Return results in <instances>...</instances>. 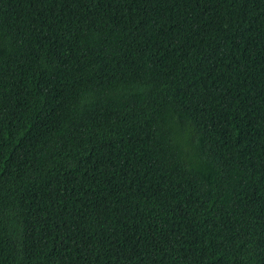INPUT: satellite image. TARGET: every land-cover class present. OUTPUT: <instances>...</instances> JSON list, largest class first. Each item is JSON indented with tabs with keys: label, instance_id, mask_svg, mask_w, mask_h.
<instances>
[{
	"label": "trees",
	"instance_id": "16d2710c",
	"mask_svg": "<svg viewBox=\"0 0 264 264\" xmlns=\"http://www.w3.org/2000/svg\"><path fill=\"white\" fill-rule=\"evenodd\" d=\"M0 264H264V0H0Z\"/></svg>",
	"mask_w": 264,
	"mask_h": 264
}]
</instances>
